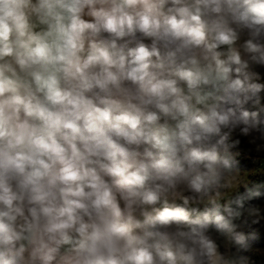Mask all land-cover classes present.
I'll return each instance as SVG.
<instances>
[{
  "label": "clouds",
  "instance_id": "1",
  "mask_svg": "<svg viewBox=\"0 0 264 264\" xmlns=\"http://www.w3.org/2000/svg\"><path fill=\"white\" fill-rule=\"evenodd\" d=\"M260 69L264 0H0V264H245Z\"/></svg>",
  "mask_w": 264,
  "mask_h": 264
},
{
  "label": "trees",
  "instance_id": "2",
  "mask_svg": "<svg viewBox=\"0 0 264 264\" xmlns=\"http://www.w3.org/2000/svg\"><path fill=\"white\" fill-rule=\"evenodd\" d=\"M260 70L264 71V69ZM262 96H264V93H262ZM262 103H264V100H262ZM261 118H264V112L261 113ZM232 139H239V144L231 149L239 170H247L255 165V159L264 158V150L257 151L256 145L251 143L249 138L234 135ZM257 185L264 186V174L252 177L234 195L243 193L245 186L253 187ZM249 204L253 207H259L261 211L258 216L246 213L245 220L237 221L240 224L239 230L250 234L248 249L243 253L245 264H264V196L250 201Z\"/></svg>",
  "mask_w": 264,
  "mask_h": 264
},
{
  "label": "rangeland",
  "instance_id": "3",
  "mask_svg": "<svg viewBox=\"0 0 264 264\" xmlns=\"http://www.w3.org/2000/svg\"><path fill=\"white\" fill-rule=\"evenodd\" d=\"M254 164L255 165L253 167L247 170H239V183L236 185L235 188L229 190V197L233 196L242 185L248 183L252 177L264 174V158L255 159Z\"/></svg>",
  "mask_w": 264,
  "mask_h": 264
}]
</instances>
